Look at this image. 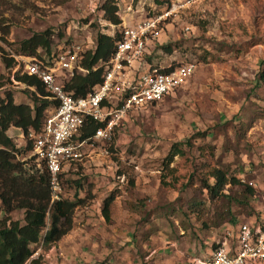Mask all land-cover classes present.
Returning <instances> with one entry per match:
<instances>
[{"label":"rangeland","instance_id":"374dc122","mask_svg":"<svg viewBox=\"0 0 264 264\" xmlns=\"http://www.w3.org/2000/svg\"><path fill=\"white\" fill-rule=\"evenodd\" d=\"M158 1L117 0L123 22L116 26L104 18L103 0H0V98L11 92L17 103L33 105L28 86L14 77L17 70L27 73L29 59L20 56L33 58L17 52L21 40L52 28L53 50L64 43L88 50L99 31L114 35L165 12L167 4ZM170 4L173 12L145 60L158 66L190 61L196 71L160 102L130 113L110 139L86 144L81 158L63 166L59 194L83 203L73 228L43 246L39 264H202L227 229L264 221V85L257 84L264 68V0ZM2 30L9 31L6 42ZM10 55L19 59L12 68L5 62ZM9 135L19 148L29 142L20 128L11 127ZM176 143L184 153L167 163ZM214 168L240 179L233 187L237 200L246 185L254 194L241 202L211 199L203 183L214 181ZM112 194L107 220L104 201ZM12 217L24 223L22 210Z\"/></svg>","mask_w":264,"mask_h":264},{"label":"built area","instance_id":"2783aa9c","mask_svg":"<svg viewBox=\"0 0 264 264\" xmlns=\"http://www.w3.org/2000/svg\"><path fill=\"white\" fill-rule=\"evenodd\" d=\"M172 12L168 9L123 28L122 38L105 66L103 82L84 97H75L62 82L65 74L87 71L80 65L85 52L81 44L64 43L48 58L20 56L29 59L25 64L27 73L38 76L51 93L49 99L57 101L55 107L48 109L40 132L30 131L28 136L23 132L32 143L31 155L37 164H46L54 199L61 196L63 166L81 158L82 147L96 140L110 139L130 113L160 102L182 87L196 71V64L190 61L163 69L145 60L149 43L161 36V24ZM88 117L102 125L93 136L80 139ZM236 227L227 229L223 240L202 264H264V221L242 222ZM42 248L43 244L26 264H31Z\"/></svg>","mask_w":264,"mask_h":264},{"label":"trees","instance_id":"16d2710c","mask_svg":"<svg viewBox=\"0 0 264 264\" xmlns=\"http://www.w3.org/2000/svg\"><path fill=\"white\" fill-rule=\"evenodd\" d=\"M158 2L166 3V10L170 8L171 0ZM100 9L107 21L116 26L122 24L117 0H103ZM8 33L9 31L2 30L1 39L4 42ZM122 34L123 29L114 35L99 31L96 35L95 48L85 50L80 60V65L87 71L84 73L75 70L71 76L63 75L65 89L72 92L75 97H84L101 84L106 72L105 66L112 58ZM53 37L52 28L35 32L18 43L17 52L31 57L43 58L42 52L50 56L54 51ZM166 49L171 52L169 47ZM4 51L0 45V52ZM5 62L9 68L19 64L14 55L6 57ZM20 71L17 70L14 77L28 86L33 105L17 103L11 92L0 98V201L4 212L0 217V264H26L41 244L49 247L58 242L73 228L75 210L83 203L80 198L70 199L62 195L59 199H54L51 175L46 164L42 163L40 167H37L36 163L30 164V161H35L33 156L29 160L17 158L19 154L30 152L32 143L29 141L25 147L19 148L9 135L11 127L22 129L25 136H28L30 131L40 132L47 118L48 109L57 105V101L49 99L51 93L38 76L21 74ZM261 83L264 85V68L257 81L258 85ZM101 125L102 123L93 118H86L80 139L93 136ZM181 146V143L173 145L166 158L167 163H171L176 155H183L184 150ZM60 176L62 178L63 173ZM210 178L214 181L210 182L208 178L203 183V188L207 190L211 199L223 198L241 202L254 194V189L246 185L237 200L234 196L237 192H233V187L241 181L230 175L228 170L214 168ZM227 188L232 192L227 193ZM114 198L112 194L104 201L103 212L107 220H110V208ZM17 210L24 212V223L13 219L12 213ZM31 264H39V261L34 259Z\"/></svg>","mask_w":264,"mask_h":264},{"label":"crops","instance_id":"0c3cea01","mask_svg":"<svg viewBox=\"0 0 264 264\" xmlns=\"http://www.w3.org/2000/svg\"><path fill=\"white\" fill-rule=\"evenodd\" d=\"M150 65H153V64H150ZM171 65H172V64H170V65H166V66L169 67V66H171ZM153 66H158V65H153ZM166 66H160V67L163 68V67H166ZM10 130H11V129H10ZM10 130H9V131H10Z\"/></svg>","mask_w":264,"mask_h":264}]
</instances>
